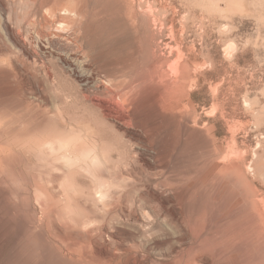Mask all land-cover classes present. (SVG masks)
Here are the masks:
<instances>
[{
    "label": "rangeland",
    "instance_id": "374dc122",
    "mask_svg": "<svg viewBox=\"0 0 264 264\" xmlns=\"http://www.w3.org/2000/svg\"><path fill=\"white\" fill-rule=\"evenodd\" d=\"M42 4L0 0V123L43 120L0 129V264H264V0H61L62 26ZM76 25L112 38L103 62ZM117 60L145 76L139 120L89 101Z\"/></svg>",
    "mask_w": 264,
    "mask_h": 264
},
{
    "label": "bare ground",
    "instance_id": "6f19581e",
    "mask_svg": "<svg viewBox=\"0 0 264 264\" xmlns=\"http://www.w3.org/2000/svg\"><path fill=\"white\" fill-rule=\"evenodd\" d=\"M77 2L78 0H74ZM41 3V2H40ZM74 4V3H73ZM76 4V3H75ZM107 5V3H105ZM61 0H43V4L41 6V9H47L48 13H51L55 16L56 24L64 25L68 24V22L61 16L58 15V12L61 10L60 8ZM74 14L76 16L82 17V18H88L89 14L93 13V11H101L106 6H98L95 9L88 8L86 4H77L74 6ZM65 8L64 6L62 7ZM40 19L43 21L44 25H47L46 17L43 14L38 13ZM8 24V23H7ZM42 24V23H41ZM53 24V23H52ZM70 25V24H69ZM43 26V25H42ZM68 26V25H67ZM77 26V25H76ZM77 30L80 31V35L82 37V42H84L86 48L94 54L99 62H103V54H105V47L112 39L109 34L97 37L95 35V25H92L90 27H79L77 26ZM6 31L8 33L9 38L11 39L12 43L16 48L22 51V53L28 58L33 59L35 57L34 52L30 50L28 45L23 41L21 36H19L18 33H16L9 25H5ZM39 31L38 37L40 38L39 41H37V45L40 47L41 50H43V41H48L50 43L55 44V46H58L62 52L66 53V57H61L62 61L69 66H73L74 62L78 59H80L79 55L76 53H73V48L70 47L69 43L66 41V37L64 36H58L57 41H53L52 36L49 33H46L42 30V28ZM76 33V32H75ZM57 34V33H56ZM62 34V33H61ZM54 38V37H53ZM131 40V39H130ZM129 40V41H130ZM131 42V41H130ZM129 42V43H130ZM49 44V43H48ZM46 47V46H45ZM79 52V51H78ZM63 53V54H64ZM134 57V56H133ZM82 59V58H81ZM83 60V59H82ZM123 60V59H122ZM126 60V59H125ZM120 61L117 60L113 64L107 66L106 70L104 71V81L98 80L96 82V91L98 93L97 96L99 98H89V101L92 102V104L97 107V109L105 108L107 107L102 100H100V97H108L110 99L109 101H115L121 104V107H127L130 109V114L123 117L122 121L131 119V120H137L140 116L139 110H141V85H144L145 83V76L141 74V69H139L135 63L128 62V61ZM129 60V59H127ZM83 63V62H82ZM81 63V64H82ZM85 65V64H84ZM83 65V66H84ZM78 66V65H77ZM76 66V67H77ZM85 67V66H84ZM91 68V66H88ZM93 68V67H92ZM91 68V70H93ZM78 69V68H77ZM73 70V69H72ZM75 70V69H74ZM101 70H99L100 72ZM96 72V71H95ZM77 73V72H76ZM97 74V73H96ZM80 75V74H79ZM91 75V74H90ZM77 76V75H76ZM83 76V75H82ZM92 76V75H91ZM100 79V78H99ZM93 78H91L89 75L84 76L82 78V83L86 84L90 81H92ZM80 81V82H81ZM95 84V83H94ZM146 85V84H145ZM145 92V91H144ZM143 95V93H142ZM86 97V96H85ZM104 100V99H103ZM114 102H112L113 104ZM116 103V106L119 105ZM114 105V104H113ZM6 106V105H5ZM120 106V105H119ZM11 110V114L14 113L13 116H10L8 120L5 122L0 123V129H2V132H15V130L18 127H24V126H30L35 125L36 127H41L43 124V120L40 117L33 116V115H22V112L17 111L19 108L17 106H9ZM4 108V107H3ZM94 108V107H93ZM5 109V108H4ZM107 109V108H106ZM112 111V110H111ZM2 112V109H1ZM126 112V111H125ZM113 113V112H112ZM122 113V112H121ZM9 114V115H11ZM3 115V114H2ZM116 115V114H115ZM9 117V116H8ZM7 119V118H6ZM105 119H110V113L106 112ZM120 119V118H119ZM141 119V118H140ZM1 120V119H0ZM139 120V119H138ZM121 121V122H122ZM118 122V121H117ZM120 122V121H119ZM128 124V123H127ZM46 125V124H44ZM32 126V127H33ZM45 127V126H44ZM126 127V126H125ZM47 128V127H46ZM123 132H127L123 126L118 127ZM28 129V128H27ZM32 130V129H31ZM23 131V130H22ZM1 132V133H2ZM43 132V131H42ZM6 133V134H7ZM23 133V132H22ZM127 134V133H126ZM21 135V132H20ZM1 136V135H0ZM22 136V135H21ZM24 137V136H23ZM15 138V137H14ZM22 138V137H21ZM32 138V137H31ZM8 139V138H7ZM21 140V139H20ZM47 140V139H46ZM22 141V140H21ZM20 141V142H21ZM27 141V140H26ZM1 148V147H0ZM13 148V147H12ZM6 149V148H5ZM11 149V148H10ZM1 150V149H0ZM13 150V149H12ZM14 151V150H13ZM2 152V151H1ZM3 154V152H2ZM1 158V157H0ZM10 159V158H9ZM11 160V159H10ZM10 163V162H9ZM1 171V170H0ZM47 197V196H46ZM49 198V197H48ZM52 201V200H51ZM53 205V204H52ZM43 206V205H42ZM45 208V207H44ZM54 209V207H53ZM47 210V209H46ZM49 213V212H48ZM213 221V220H212ZM212 222H210L211 224ZM210 227V225H209ZM83 249V248H82ZM104 249V248H103ZM74 252H76V249H72ZM70 250V251H72ZM105 252V250H104ZM101 254V253H100ZM104 254V253H103ZM73 256V255H72Z\"/></svg>",
    "mask_w": 264,
    "mask_h": 264
}]
</instances>
